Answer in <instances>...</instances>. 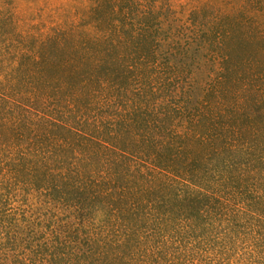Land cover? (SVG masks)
I'll list each match as a JSON object with an SVG mask.
<instances>
[{
  "label": "trees",
  "instance_id": "obj_1",
  "mask_svg": "<svg viewBox=\"0 0 264 264\" xmlns=\"http://www.w3.org/2000/svg\"><path fill=\"white\" fill-rule=\"evenodd\" d=\"M248 250L264 261V0H0V264Z\"/></svg>",
  "mask_w": 264,
  "mask_h": 264
},
{
  "label": "rangeland",
  "instance_id": "obj_2",
  "mask_svg": "<svg viewBox=\"0 0 264 264\" xmlns=\"http://www.w3.org/2000/svg\"><path fill=\"white\" fill-rule=\"evenodd\" d=\"M248 251L249 252L247 253L246 258L245 259L243 258V260L242 261L240 260L237 264H251L252 263L251 261L253 260V254L250 253V250H248ZM241 253H243V250L240 252V254ZM240 254L239 253L235 254L237 256V259H238V257L242 256ZM256 261H257V264H264V261H263V259L260 256H256ZM230 263L231 264H235L236 263V257H235V262L230 261Z\"/></svg>",
  "mask_w": 264,
  "mask_h": 264
}]
</instances>
